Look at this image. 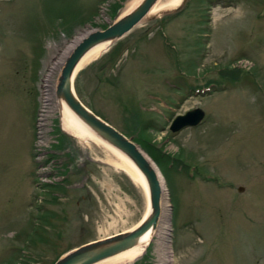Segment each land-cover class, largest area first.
I'll return each instance as SVG.
<instances>
[{
    "label": "rangeland",
    "instance_id": "rangeland-1",
    "mask_svg": "<svg viewBox=\"0 0 264 264\" xmlns=\"http://www.w3.org/2000/svg\"><path fill=\"white\" fill-rule=\"evenodd\" d=\"M126 1L0 0V264H51L141 217L142 194L125 173L62 132L56 113L42 121L51 63ZM171 9L137 23L74 78L79 99L134 140L163 181L167 241L156 232L129 264H264V0ZM194 107L204 111L198 125L169 131ZM43 130L54 154L38 155L50 170L41 181L33 153Z\"/></svg>",
    "mask_w": 264,
    "mask_h": 264
},
{
    "label": "water",
    "instance_id": "water-1",
    "mask_svg": "<svg viewBox=\"0 0 264 264\" xmlns=\"http://www.w3.org/2000/svg\"><path fill=\"white\" fill-rule=\"evenodd\" d=\"M155 1L140 0L130 12L118 18L115 16V19L104 28L91 30L86 33L74 44L64 58L54 86V98L62 99L66 106L82 120L84 125L92 130L97 137L127 156L142 174L146 182L150 213L146 218L127 230L90 240L68 249L60 254L52 264H94L132 246L142 233L156 225L159 217L160 182L150 162L142 154L141 147L88 108L79 99L74 89V78L82 69L76 70V63L86 49L101 40L109 39L113 43L120 39L132 27L142 21ZM203 116L204 111L200 107L188 109L183 113L176 114L170 120L168 129L171 132H176L184 127L196 126L203 119ZM58 127L64 132L59 124ZM64 133L67 134L66 132ZM124 173L127 175L126 172ZM238 190L241 191L242 188L239 187Z\"/></svg>",
    "mask_w": 264,
    "mask_h": 264
},
{
    "label": "bare ground",
    "instance_id": "bare-ground-1",
    "mask_svg": "<svg viewBox=\"0 0 264 264\" xmlns=\"http://www.w3.org/2000/svg\"><path fill=\"white\" fill-rule=\"evenodd\" d=\"M180 0H156L148 9L147 13L143 17L142 20L152 17L155 14H159L164 10H168L174 8ZM140 0H128L126 1L123 9L116 17H121L126 13L130 12ZM172 10V9H171ZM170 11V10H169ZM89 31L85 30L79 33L77 36L73 38V40L69 41L64 50L61 51L60 56L57 60L51 63V69L43 80V100L42 105L44 108V116L42 121L44 124H47L49 118L53 116L56 117L58 121L57 124L61 127V129L72 136L79 144L89 147V145L96 147L99 151L102 152L101 160L103 163L112 167L115 171L126 172L131 181L135 186H137L142 194L143 199V212L141 214V221L146 218L150 213V206L148 202V193L146 188V182L142 174L138 171V169L133 165L131 160L125 156L122 152H120L115 147L111 146L109 143L105 142L101 138L97 137L92 130H90L80 118H78L63 102L60 98H54V86L55 81L53 80V76L55 75L56 70L61 66L64 58L74 46V44L79 41L86 33ZM112 42L109 39L101 40L93 45H91L86 51L81 55L78 62L76 63V70H79L84 65L96 59L107 47L110 46ZM46 110V111H45ZM55 119V118H54ZM49 123V122H48ZM89 149V148H87ZM142 154L146 157V159L150 162L152 168L154 169L158 180L160 182V200H159V217L157 219L156 225L147 229L144 233H142L137 241L130 247L112 255L106 257L94 264H129L142 254L145 246L149 243L152 236L157 232L159 237L166 238L168 233L166 232L167 228V212L168 208L165 201V190L163 186L162 178L157 170L154 161L142 150ZM127 176V177H128ZM137 222V223H138ZM136 223V224H137ZM135 224V225H136ZM133 225V226H135ZM132 226V227H133ZM161 240V239H160ZM167 241V238L166 240ZM162 242V241H161ZM166 247V246H165ZM169 247H166V256H169ZM171 258V257H168ZM170 261L169 259H167Z\"/></svg>",
    "mask_w": 264,
    "mask_h": 264
},
{
    "label": "built area",
    "instance_id": "built-area-1",
    "mask_svg": "<svg viewBox=\"0 0 264 264\" xmlns=\"http://www.w3.org/2000/svg\"><path fill=\"white\" fill-rule=\"evenodd\" d=\"M38 128H39V126H38ZM45 128V127H44ZM40 129V131H41V128H39ZM39 131V132H40ZM45 131H46V128H45ZM41 133H43V135L41 136ZM44 138V130H43V132H40V134H39V139L37 140L38 142L37 143H35V146H34V155H35V161L37 162V166H39L40 167V169L42 170V172H39V170H38V172L37 173H39L38 174V176H39V178H40V180L42 179L43 181H44V179L46 180L47 179V174H48V171L50 172V170H46V171H43V169H44V166L42 165V160H41V158L38 156V155H40L41 157H42V154H43V150L44 149H46V139L45 140H43L42 138ZM38 146V147H37ZM47 172V173H46ZM41 180V181H42Z\"/></svg>",
    "mask_w": 264,
    "mask_h": 264
},
{
    "label": "trees",
    "instance_id": "trees-1",
    "mask_svg": "<svg viewBox=\"0 0 264 264\" xmlns=\"http://www.w3.org/2000/svg\"><path fill=\"white\" fill-rule=\"evenodd\" d=\"M117 55H118V54L115 53L114 56L111 57V59H112V60H115V57H116ZM78 73H79V75H80V72H78ZM78 73H77V74H78ZM228 73H229L230 78L234 77V74H233L234 72H228ZM77 77L79 78V76H77ZM213 83H216V82H215V81H211V82L209 81L207 84L212 85ZM207 84H206V86H207ZM209 85H208V86H209ZM74 89H75V87H74ZM91 110H92V109H91ZM93 112H94V111H93ZM94 113H95V112H94ZM95 114H97V113H95ZM97 115H98V114H97ZM98 116H99V115H98ZM133 141H134V140H133ZM69 249H70V248H69ZM67 250H68V249H66L65 251H67ZM65 251H63L62 253H64ZM62 253H60V254H62ZM60 254H59V255H60ZM59 255H57L56 258H57ZM56 258H55V259H56ZM55 259H54V260H55ZM54 260H53V261H54ZM52 263H53V262H52ZM52 263H51V264H52Z\"/></svg>",
    "mask_w": 264,
    "mask_h": 264
},
{
    "label": "flooded vegetation",
    "instance_id": "flooded-vegetation-1",
    "mask_svg": "<svg viewBox=\"0 0 264 264\" xmlns=\"http://www.w3.org/2000/svg\"><path fill=\"white\" fill-rule=\"evenodd\" d=\"M43 154L46 155V157L47 156L48 157H52L53 154H54V149H50L49 150V148H46V149L43 150ZM88 199H89V197L87 196V199H82V200H88Z\"/></svg>",
    "mask_w": 264,
    "mask_h": 264
}]
</instances>
